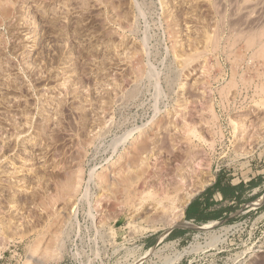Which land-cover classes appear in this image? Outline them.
Returning <instances> with one entry per match:
<instances>
[{"label": "rangeland", "instance_id": "obj_1", "mask_svg": "<svg viewBox=\"0 0 264 264\" xmlns=\"http://www.w3.org/2000/svg\"><path fill=\"white\" fill-rule=\"evenodd\" d=\"M257 2L0 0V264L264 263Z\"/></svg>", "mask_w": 264, "mask_h": 264}, {"label": "trees", "instance_id": "obj_2", "mask_svg": "<svg viewBox=\"0 0 264 264\" xmlns=\"http://www.w3.org/2000/svg\"><path fill=\"white\" fill-rule=\"evenodd\" d=\"M242 187V184L237 186H230L226 184L220 185V182L216 181V183L211 188L205 190V192L202 194L203 196L207 197L205 201L199 202L197 201V198V200L190 204L185 212V219L191 220L193 222H205L209 219H217L223 213L230 212L238 204ZM214 193L220 194L223 201L225 200L226 202H235L236 205L220 208L216 212L208 211L209 207L215 204L213 201H208L212 198L211 196H213Z\"/></svg>", "mask_w": 264, "mask_h": 264}, {"label": "bare ground", "instance_id": "obj_3", "mask_svg": "<svg viewBox=\"0 0 264 264\" xmlns=\"http://www.w3.org/2000/svg\"><path fill=\"white\" fill-rule=\"evenodd\" d=\"M256 1H257V0H256ZM258 1H259V0H258ZM261 2H262V1H261ZM233 3H234V2H233ZM222 4H223V2H222ZM234 4H235V3H234ZM236 4H238V3H236ZM236 4H235V5H236ZM244 4H246V3H244ZM252 4H253V3H252ZM252 4H251V5H252ZM260 4H261L260 2H259V3L257 2V4H256V5L254 4V6L252 5V7H254V8L256 9V8L259 7ZM263 4H264V3H263ZM263 4H261V5H263ZM220 5H221V4H220ZM248 5H249V4L247 3V6H248ZM228 6H229V4H228ZM236 6H239V5H236ZM233 7H234V5H233ZM262 7H263V6H261V8H262ZM214 8H215V7H214ZM220 8H221V7H220ZM234 8H235V7H234ZM240 8H241V7H240ZM237 9H238V8H237ZM243 9L245 10V8H243ZM249 9H250V8H249ZM249 9H248V10H249ZM263 9H264V8H263ZM263 9H262V10H263ZM244 10H243V11H244ZM258 10H259V9H258ZM229 11H230V10H229ZM231 11H235V12H236V10H231ZM239 11H240V10H239ZM250 11H252V10H250ZM254 11H255V10H254ZM254 11H253V13L256 14L257 11H255V12H254ZM235 12H234V13H235ZM215 13H216V12H215ZM217 13H219V12H217ZM247 13H248V11H247ZM259 13H260V11L258 12V15H259ZM262 13H263V12H262ZM231 15H232V14H231ZM233 15H234V14H233ZM262 15H263V14H262ZM238 16H240V14H239ZM247 16H249V15H247ZM247 16H246V18H247ZM252 16L255 17L254 15H252ZM221 17H222V16H221ZM259 17H260V16H258V18H259ZM242 18H243V17H242ZM256 18H257V15H256ZM256 18H254V20L251 19V18H249V20L251 19V20L255 21ZM244 19H245V18H244ZM262 19H263V18H262ZM262 19H261V20H262ZM257 20H258V19H257ZM257 20H256V21H257ZM241 21H242V20H241ZM258 21H259V20H258ZM258 21H257V22H258ZM231 22H232V21H231ZM245 22H246V24L248 25L247 21H244V23H245ZM257 22H256V23H257ZM260 22H261V21H260ZM260 22H258V24H260ZM222 23H223V22H222ZM236 23H237V22H236ZM254 23H255V22H254ZM254 23H253V24H254ZM256 23H255V24H256ZM242 24H243V23H242ZM246 24H244V25H246ZM222 25H223V24H222ZM250 25H251V24H250ZM237 26H238V25H237ZM255 26H256V25H255ZM255 26H254V28H255ZM240 27H241V26H240ZM243 27H244V26H243ZM249 27H250V26H249ZM252 27H253V25H252ZM237 29H238V28H237ZM250 29H251V28H250ZM239 30H240V29H239ZM241 30H242V29H241ZM257 44H258V43H257ZM257 44H256V45H257ZM240 121H241V120H240ZM238 124H239V123H238ZM132 131H133V130H132ZM128 135H129V133H128ZM116 139H119V138H116ZM122 140H123V139H122ZM135 151H136V150H135ZM108 160H109V159H108ZM107 162H108V161H107ZM128 172H129V171H128ZM130 174H131V173H130ZM150 174H151V173H150ZM120 176H121V175H120ZM127 176H128V174H127ZM131 177H132V176H131ZM131 177H130V178H131ZM183 177H184V176H183ZM186 177H187V176H186ZM179 179H180V178H179ZM181 179H182V178H181ZM104 180H105V179H104ZM133 180H134V178H133ZM135 180H136V179H135ZM183 180H184V179H183ZM126 181H127V180H126ZM128 182H129V181H128ZM131 182H132V181H131ZM150 182H151V181H150ZM120 183H121V182H120ZM127 184H128V183H127ZM156 184H157V183H156ZM141 185H142V184H141ZM141 185H140V186H141ZM154 185H155V184H154ZM109 186H110V185H109ZM121 186H122V185H121ZM113 187H114V186H113ZM174 187H175V186H174ZM150 188H151V187H150ZM113 189H114V188H113ZM143 189H144V188H143ZM145 189H146V188H145ZM160 189H161V188H160ZM108 190H109V189H108ZM176 190H177V189H176ZM162 191H163V190H162ZM151 193H152V192H151ZM131 194L133 195V193H131ZM159 194H160V193H159ZM141 196H142V195H141ZM153 196H154V195H153ZM187 197H188V196H187ZM108 198H109V197H108ZM171 201H172V200H171ZM175 201H177V200H175ZM155 202H156V201H155ZM177 202H178V201H177ZM163 203H164V202H163ZM173 203H174V202H173ZM173 203H172V204H173ZM186 203H187V198H186L184 201H181V200H180V201L177 203V205L174 206V208H173V206H170V207H172L171 209H173V211L170 209V210H171V213L174 212V214H173V215L170 214V211H169V214H170V217H171L169 220H167L169 224L181 223V224H183V225H185V226H190V225H191V224H189V223L183 222V221H182V218H181V217H182V215H181V214H182V211H181V210H182L183 207L186 205ZM175 204H176V202H175ZM136 205H137V204H136ZM108 206H109V205H108ZM132 206H134V205H132ZM161 206H162V205H161ZM156 207H157V206H156ZM165 207H166V206H165ZM165 207H163V208H165ZM136 208H137V207H136ZM160 208H161V207H160ZM133 209H134V208H133ZM153 209H154V208H153ZM131 210H132V209H131ZM148 210H149V208H148ZM167 210H168V209H167ZM149 211H152V210L150 209ZM154 211H155V210H154ZM131 212H132V211H131ZM145 212H146V211H145ZM143 213H144V212H143ZM146 213H147V212H146ZM161 213H163V212H161ZM165 214H166V213H165ZM141 215H142V214H141ZM143 215H144V214H143ZM171 215H172V216H171ZM111 217H112V216H111ZM136 217H137V216H136ZM142 217H143V216H142ZM148 217H149V216H148ZM167 218H169V215H168ZM112 219H113V218H112ZM166 223H167V222H166ZM263 264H264V263H263Z\"/></svg>", "mask_w": 264, "mask_h": 264}, {"label": "crops", "instance_id": "obj_4", "mask_svg": "<svg viewBox=\"0 0 264 264\" xmlns=\"http://www.w3.org/2000/svg\"><path fill=\"white\" fill-rule=\"evenodd\" d=\"M195 200H197V199H194L193 201H195ZM201 200L203 201V199H198L197 201L202 202ZM193 201H192V202H193ZM192 202H191V203H192ZM191 203L188 204V206H187L186 209H185V212H186L187 208L190 206ZM213 206H214V205H213ZM210 208H211V206L209 207V209H210ZM210 210H211V209H210ZM210 210H209V211H210Z\"/></svg>", "mask_w": 264, "mask_h": 264}]
</instances>
